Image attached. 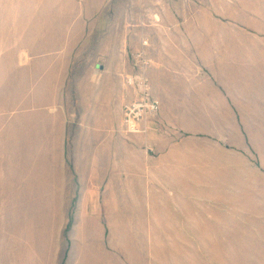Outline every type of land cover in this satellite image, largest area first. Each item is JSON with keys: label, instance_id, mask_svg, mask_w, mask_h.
<instances>
[{"label": "rangeland", "instance_id": "obj_1", "mask_svg": "<svg viewBox=\"0 0 264 264\" xmlns=\"http://www.w3.org/2000/svg\"><path fill=\"white\" fill-rule=\"evenodd\" d=\"M118 43L131 92L101 167L61 109ZM143 82L159 112L132 134ZM151 124L167 169L117 168ZM0 264H264V0H0Z\"/></svg>", "mask_w": 264, "mask_h": 264}, {"label": "crops", "instance_id": "obj_2", "mask_svg": "<svg viewBox=\"0 0 264 264\" xmlns=\"http://www.w3.org/2000/svg\"><path fill=\"white\" fill-rule=\"evenodd\" d=\"M113 46L116 51L115 57L107 62L95 64V71L101 75L96 76L97 78L91 82V86L88 85V88H90L92 92L90 99H87L83 105L81 104L79 106V104H76L75 111L78 110V108H81L82 111L80 113L76 111L75 115H69V110L65 111L64 108L61 109L62 119L59 131L61 135L74 133L98 134L96 138L97 142L100 139V144L98 147L92 149L93 152L90 156H94V163L101 167L103 166V158H107L108 155L112 154L111 146L117 142V137L113 135V132L121 124L123 104L127 100L129 92H131L127 84L128 79L131 78V76L128 75V68L130 67L131 61L128 59L125 52L121 51L123 47L121 44H113ZM148 127L151 129L145 134L146 136L133 135L131 139L126 138V140H123L125 147L121 153L117 154V158L114 160L117 168L120 167V164H123V160L127 154L126 152L128 151L131 155H128V158L132 159L133 156L137 164L141 163L143 165L144 171L152 168H156V170L162 168L163 170L164 168L167 169L168 165L165 160L167 152L166 149H164V134L161 136L159 133V125H157L156 132H154L155 130L152 124ZM82 157L86 160L89 156L87 154H82ZM131 168L132 167L127 166V169ZM153 175H162V172L161 174H150V176ZM98 177L97 175L96 179H98ZM101 178L102 183H104V177L102 176ZM153 185L156 187H154L152 191ZM107 190V195H109V188ZM86 191L87 192L83 193L86 197H94L95 195L100 196L101 194V188L99 191V187L96 186H93L92 189L87 188ZM164 191H168L167 184L162 183L161 185V183L153 182L151 185L143 187L142 191H140V193L142 192L144 194L141 201L147 202L148 204L150 194L153 192L159 194L162 200L164 196H169V194H162ZM135 194L136 192H134V195ZM139 198L138 195L137 199L140 200ZM167 202L168 201L165 202L166 211L163 210L162 217H164V211L167 212V209L168 213L171 212ZM94 206H96V204H94ZM153 208L154 206L151 204L149 209L152 210ZM159 213L161 212H158V214ZM158 214L154 215L158 217ZM148 215H153V211H151V213H146V216Z\"/></svg>", "mask_w": 264, "mask_h": 264}, {"label": "built area", "instance_id": "obj_3", "mask_svg": "<svg viewBox=\"0 0 264 264\" xmlns=\"http://www.w3.org/2000/svg\"><path fill=\"white\" fill-rule=\"evenodd\" d=\"M142 89H143V95L144 99L143 101L139 102L138 104L133 105L132 107H126L125 110V119L124 121L126 122L125 126L128 128V132L132 134H136V132H140L141 129H139L135 125V120H134V113L137 111L140 116L136 117V120L140 119H148L151 116L157 115L159 112V105H157V102L149 97V90H147V85L143 82L142 83ZM148 101V104L143 105L142 103H145ZM133 115V116H132ZM141 117V118H140ZM145 126V125H144ZM146 129V128H145Z\"/></svg>", "mask_w": 264, "mask_h": 264}]
</instances>
